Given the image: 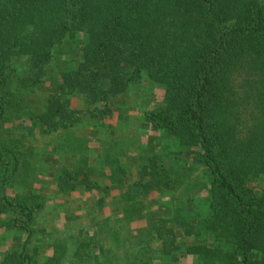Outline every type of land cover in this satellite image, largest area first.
<instances>
[{
  "label": "trees",
  "instance_id": "1",
  "mask_svg": "<svg viewBox=\"0 0 264 264\" xmlns=\"http://www.w3.org/2000/svg\"><path fill=\"white\" fill-rule=\"evenodd\" d=\"M45 81L42 93L33 90ZM142 81L163 87L142 109L144 123L175 147L167 158L147 153L119 191L115 222H97L74 257L264 264V0H0V230L26 232L1 264H60L58 243L43 261L28 248L47 204L36 174L55 168L58 148L70 158L55 168L58 191L102 187L90 178L88 155L74 157L85 146L70 138L81 110L65 95L101 101L87 108L102 116ZM60 132L72 153L57 143ZM203 188L200 212L191 196ZM164 194L166 203L158 201ZM135 218L145 219L143 235L129 227Z\"/></svg>",
  "mask_w": 264,
  "mask_h": 264
},
{
  "label": "rangeland",
  "instance_id": "2",
  "mask_svg": "<svg viewBox=\"0 0 264 264\" xmlns=\"http://www.w3.org/2000/svg\"><path fill=\"white\" fill-rule=\"evenodd\" d=\"M48 82L37 83L33 90L42 93ZM162 93V85L142 81L140 86L133 87L121 102L113 106L111 113H104L102 116L91 115L87 108V106L93 108L94 105L102 108L101 101L86 104L79 92L65 95L70 99V106L81 110V119L72 128L70 138L76 141L78 138L75 137H81L84 139L85 146L77 149L74 157L79 158L80 152L86 153L88 165L93 171L90 178L96 180L100 186L107 185L109 188L105 192L102 187L85 188L80 184L75 189L58 191L55 168L61 163L58 160L65 161L70 158L64 150H61V147L57 146V152L50 158L55 168L47 164L36 174V187L38 191L47 195V204L35 219L34 225L37 230L29 241L28 248L30 251L35 250V256L39 261L54 255L58 251L56 250L58 243L63 250L60 264H96L93 260H86L83 263L77 261L74 251L78 241L84 238L85 233L95 230L97 222H115V218L119 216L117 209L119 191L123 189V183L137 177V168L145 160L147 153L156 148L166 156V151L175 147V141L170 136L160 129H153L145 124L142 117V109L158 101ZM59 134L57 133L55 138L57 143L66 144V151L72 153V144L68 146L67 132ZM62 155H65V159ZM120 164L123 165L122 169L118 168ZM115 167L118 169L117 177L121 179V183L111 177ZM207 192V188H203L200 191L196 190L191 196L193 208L196 211L201 212L206 209ZM98 197L103 200L101 205L97 204ZM168 200V195L164 194L158 201L166 203ZM155 207L156 205L153 206L151 203L149 211L151 212ZM144 225V218H135L129 223V227L138 235L144 234ZM148 233L146 236L149 235ZM25 237L26 232L1 229L0 259L8 249L20 246ZM119 259L123 262V258ZM183 259L182 264L193 263L191 256H188L185 261Z\"/></svg>",
  "mask_w": 264,
  "mask_h": 264
}]
</instances>
